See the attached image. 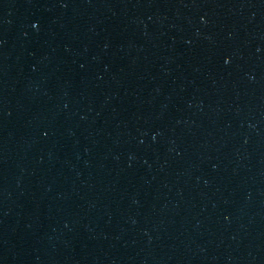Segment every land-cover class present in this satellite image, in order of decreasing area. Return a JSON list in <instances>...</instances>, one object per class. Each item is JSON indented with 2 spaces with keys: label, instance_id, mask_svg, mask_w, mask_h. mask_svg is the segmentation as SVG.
I'll list each match as a JSON object with an SVG mask.
<instances>
[{
  "label": "water",
  "instance_id": "water-1",
  "mask_svg": "<svg viewBox=\"0 0 264 264\" xmlns=\"http://www.w3.org/2000/svg\"><path fill=\"white\" fill-rule=\"evenodd\" d=\"M0 264H264V0H0Z\"/></svg>",
  "mask_w": 264,
  "mask_h": 264
}]
</instances>
